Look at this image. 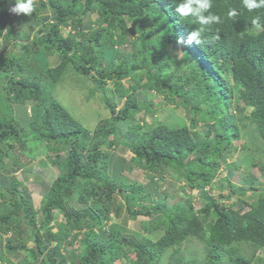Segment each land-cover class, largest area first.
Segmentation results:
<instances>
[{
  "label": "trees",
  "instance_id": "1",
  "mask_svg": "<svg viewBox=\"0 0 264 264\" xmlns=\"http://www.w3.org/2000/svg\"><path fill=\"white\" fill-rule=\"evenodd\" d=\"M179 2L35 0L27 16L9 11L14 0H0V50L5 40L12 44L0 56V171L17 165L9 154L19 146L24 154L44 147L57 170L41 197L39 226L17 176L0 186V245L3 233L15 234L3 244L0 261L26 253L23 264H264V187L248 173L257 167L264 178V9L249 12L242 0H213L211 11L223 22L205 26L198 46L177 43L200 27L179 17ZM230 9L237 13L232 19ZM37 23L26 44V29ZM123 44H130L132 58L117 50ZM54 56L59 62L50 68ZM69 73L89 77L90 96L100 95L105 114L95 130L84 129L53 96ZM107 81H114V90ZM113 92L124 98L120 107ZM164 105L179 109L177 123L155 118ZM14 106L30 108L23 125ZM198 125H204L202 139L193 132ZM249 129L255 133L242 134ZM242 139L253 142L234 144ZM127 152L130 165L122 157ZM232 152L241 153L227 164ZM220 162L232 171L246 166L240 185L225 179L231 197L245 207L235 210L206 190ZM134 168L144 171L146 185L122 175ZM166 176L183 183L184 201L169 204L160 194ZM196 192L204 200L198 209ZM122 209L132 221L147 220L132 231L117 223L107 227L111 213L119 217ZM25 230L31 240L21 247L17 240ZM158 231L163 235L156 241L146 237ZM191 239L204 245L201 260L199 252L182 253Z\"/></svg>",
  "mask_w": 264,
  "mask_h": 264
},
{
  "label": "rangeland",
  "instance_id": "2",
  "mask_svg": "<svg viewBox=\"0 0 264 264\" xmlns=\"http://www.w3.org/2000/svg\"><path fill=\"white\" fill-rule=\"evenodd\" d=\"M39 27V23H37L34 27L27 28L26 32L28 33L29 40L25 42L26 44H31L32 39L35 36L37 30ZM133 27V26H132ZM12 46L8 40H5V44L3 45V48L0 50V56H3ZM121 53L123 52L125 55L130 56L132 54V48L130 44H123L122 46H118V49ZM21 49L19 46H15L13 52L16 54L21 53ZM130 58H132L130 56ZM122 59V58H121ZM121 60L117 59L116 62L119 63ZM59 62V59L57 56L51 57L48 60V65L50 68H54L57 66ZM115 62V61H114ZM93 73V72H92ZM89 77H84L82 75L80 76H73L71 73L66 74L65 78L59 82L55 88L53 89V96L55 99L75 118V120L81 124V126L86 130H95L98 126L99 120L102 118L101 115H104L105 112L103 110V105L100 101V95L99 93H96L94 97L90 96V90L94 89V84L92 81H89ZM117 79V77H116ZM115 80V79H114ZM122 82H127L128 79L125 80V78L121 79ZM114 82V81H113ZM113 82L108 81L106 82V88L110 89L111 91L114 90ZM129 86V84H128ZM115 96V101L117 104V107H120L122 103L124 102V98H120L117 93L113 92ZM141 91H138L137 95L140 97ZM151 96V95H150ZM88 98V101H87ZM149 100H153V97H148ZM157 101L163 100L161 96H156ZM180 100L178 101V103ZM91 105V107H90ZM15 110V116L17 119V122H20V125H23L25 122L22 120H28V116L30 113V108L23 107L18 108V106L13 107ZM22 109L26 110V113L22 112ZM246 113L248 114L250 112V108L245 109ZM104 113V114H103ZM155 118L160 120L161 122L175 124L178 121V117L181 116V112L177 107H174V105H164L161 106V109L157 112H155ZM186 120L188 122V118L186 117ZM204 125H198L196 129H194V133L196 134V138L202 139L204 137L205 129ZM253 134L255 133L251 129L248 131H244L242 134ZM251 144L253 140L251 139H242L241 141H235V145H240L242 143ZM40 144V143H39ZM256 146H260V143L258 141H255ZM45 146V145H44ZM20 148L14 149L10 151L9 158H16V166L13 167H6L5 170L0 171V186L7 187L10 184V179L12 176H17L19 181L22 183V187L19 189L21 191H24L26 193V197L33 205V208L38 212L37 215V221L38 226L40 225V201L41 197L46 191L47 186L52 182L54 175L57 174V170L50 164L49 162V154L43 147V150L33 151L29 153L27 150H24L26 153L22 151V146H19ZM24 148V147H23ZM113 150L108 151L111 153ZM252 153L254 154L255 160H258L260 158V154L254 153L255 150L251 149ZM241 153V152H239ZM238 153V154H239ZM237 153L233 152L228 156H225L227 164L233 163L234 159L238 156ZM64 157V154L62 155ZM123 159L125 160V163L127 165L129 164V158L131 157L130 152H127L122 155ZM193 156H190V160H193ZM261 158H264L262 155ZM264 161V160H263ZM261 163V161H259ZM221 163V162H220ZM246 166L242 167L238 171H232L226 166L225 164L221 163L219 164V173L216 177V179L213 181L211 186L207 187L206 190L210 188V194L211 195H218L221 194L224 198L222 202L224 204H232L233 208L237 210L239 207H245L242 204L241 198H237V196H232L229 193V188L227 187L225 179L228 178L229 183L233 185H240V179L242 176L246 174ZM250 169V168H249ZM248 173L252 176H254L257 180L263 183L264 187V178L261 176V172L257 167L251 168ZM122 175L126 177L129 181L134 180L137 182H140L143 185H146L149 180L146 178V175L144 171L140 169H132L129 172L127 169H125L122 172ZM183 186V183L178 182L176 179H171L169 177H165V180L162 181L160 184V194L161 195H167V201L169 204L171 203H178L184 201L187 196L182 194L179 191V188ZM218 187H221L219 189ZM261 188V187H260ZM189 192V191H188ZM187 192V193H188ZM42 193V194H41ZM196 200L193 202L196 209L200 208L204 205V200L198 197V193L196 192L193 195ZM156 197V196H155ZM255 198V197H254ZM246 199V198H244ZM74 206L77 208H83L84 205H78L74 203ZM244 210V209H243ZM247 210V209H245ZM57 215V214H56ZM128 214L126 213L125 209H122L121 214L119 217H115L114 213H111L110 215V221L107 223V227L111 226L112 224H120L122 225L127 231L136 230L135 225H138V222H143L144 220H147L143 217H138L135 221H132L128 218ZM57 217V216H56ZM59 218V216H58ZM31 230H25L27 232L26 234L23 233L21 236H18V240L21 244L20 246L23 247V242L28 243L30 238V232ZM53 232L56 231L55 228L52 230ZM141 233V231L139 230ZM32 234V233H31ZM12 235L15 236L13 231H9L7 233L2 234L1 239V245H0V256L4 254L3 250V244L12 237ZM163 235V231H158L155 233H148L146 234V237H148L152 241H156L159 237ZM30 245V244H29ZM77 244H75L76 247ZM31 248V247H30ZM71 248L69 246H66L64 253H67V250L69 251ZM204 245L201 242H198L196 239H191L188 242H185L181 250L183 251V255L186 257H191V254H195V252H199V260L202 259V253H203ZM242 249L244 252H248V248L246 246H242ZM258 256L261 257L262 253L261 251L256 253ZM4 256V255H3ZM132 256V255H130ZM129 256V257H130ZM23 259L28 260L29 257L25 253L24 256L21 257H11L8 258L6 262L0 261V264H23ZM118 264V263H116ZM163 264H165V260H163Z\"/></svg>",
  "mask_w": 264,
  "mask_h": 264
},
{
  "label": "clouds",
  "instance_id": "3",
  "mask_svg": "<svg viewBox=\"0 0 264 264\" xmlns=\"http://www.w3.org/2000/svg\"><path fill=\"white\" fill-rule=\"evenodd\" d=\"M9 3L13 4V0H9ZM242 5L243 8L252 12L257 9H264V0H242ZM212 7L213 0H180V2L176 4L175 12L180 18L190 17L196 24L200 25L199 28H195V30L188 34L186 42L181 38L177 40V43L191 44L195 42L198 46L203 43L201 40V34L205 30V26L220 24L223 22L220 15L214 14L211 11ZM35 10V0H14L13 6L9 8V11L15 15L24 14L27 16H31ZM236 15L237 13L234 9H230L227 13L229 19L236 17ZM258 21L259 17H254L252 19L253 24H257ZM126 79L128 78H125V80ZM153 198H155V196H153Z\"/></svg>",
  "mask_w": 264,
  "mask_h": 264
}]
</instances>
